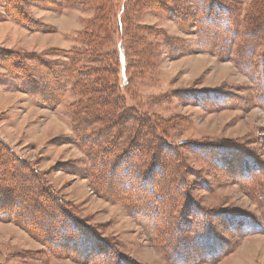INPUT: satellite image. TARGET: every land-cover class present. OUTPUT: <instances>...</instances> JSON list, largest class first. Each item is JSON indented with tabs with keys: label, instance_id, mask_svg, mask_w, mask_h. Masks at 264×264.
<instances>
[{
	"label": "rangeland",
	"instance_id": "374dc122",
	"mask_svg": "<svg viewBox=\"0 0 264 264\" xmlns=\"http://www.w3.org/2000/svg\"><path fill=\"white\" fill-rule=\"evenodd\" d=\"M126 3L20 0L32 21L25 25L0 6V47L34 52L48 61L66 60L65 52L78 48H88L89 57L111 51L121 55L116 92L126 106L156 122L179 160L177 175V163L171 161L164 163L163 173L154 163L142 169L161 177L160 212L155 206L152 219L160 230L137 218L133 198L113 192L108 197L96 189L92 163L79 139L82 125L73 120L71 103L78 97L70 90L72 82L64 83L60 100L50 105L43 92L33 96L17 88L0 66V141L41 174L81 234L95 242L86 253L58 255L21 226L0 221V264H264V208L258 200L264 189V0H214L235 15L227 37L234 29L238 34L227 43L226 36L206 40L211 32L201 37L198 25L188 19L136 8L132 21L162 31L165 38L135 27L123 33L119 15ZM26 63L30 70L35 66ZM174 153L162 152L156 163ZM21 172L27 176L26 169ZM238 215H247L257 232L242 234L232 219ZM204 221L211 231L204 239L214 237L213 248H218L210 260L193 233ZM174 246L183 254L181 263L173 261Z\"/></svg>",
	"mask_w": 264,
	"mask_h": 264
},
{
	"label": "trees",
	"instance_id": "16d2710c",
	"mask_svg": "<svg viewBox=\"0 0 264 264\" xmlns=\"http://www.w3.org/2000/svg\"><path fill=\"white\" fill-rule=\"evenodd\" d=\"M214 4V0H127V3L120 8L119 18L124 21H122L121 31L130 33L131 27L133 29L135 27L139 33L140 31L149 32L158 39L165 36L162 31L151 26H138V23H134L132 15L134 12L137 13L136 8L139 13H166L178 20L188 19L196 26L198 25L197 31L201 37L206 38L211 32V37L206 40L226 36L224 40L227 43L235 37V34H238V30L234 29L227 37L230 22L235 15L225 5ZM0 6L15 21L22 22L24 25L31 24L28 13L21 9L20 0H0ZM214 6H216L215 11L212 12ZM95 20L97 18L93 21ZM214 20L219 25L216 26ZM219 29L224 32L214 33ZM89 36L92 38L91 34ZM87 49H72L65 52L66 60L48 61L34 52L0 47V66H3L14 78L17 88L33 96L37 92L38 94L43 92L45 98L42 97V99L50 105L60 100L64 83L72 82L70 90L78 97L77 102L71 103L73 120L76 126L82 125L79 139L85 145V152L92 163L90 177L96 189L108 197L113 192L118 198L136 200L137 204H134L133 209L137 208V218L144 219L145 226L158 232L161 225L153 223L152 219H154L155 206H158L157 202H161L160 189L158 190V181L161 177L149 175L151 171L149 168L144 171L142 169L154 163L156 170L159 166L163 167L161 172L163 173L165 162L177 163L179 161L176 158L177 153L157 132L156 122L145 112L126 106L122 96L116 92L113 81L116 61L119 63L121 55L115 56V52L111 51L107 54L97 53L89 57L91 54L87 55ZM115 57L118 59L116 60ZM26 61L35 64L32 70L28 68L29 64ZM82 62L85 66H80ZM90 62L97 63V65L92 66ZM36 82L40 85L37 86ZM83 121L90 126L89 131L82 124ZM165 151L175 153L170 159L162 158L160 163H156ZM23 169L27 170V176L21 172ZM175 169L172 173L179 174L178 163ZM242 178L246 179L245 176ZM262 191L263 194L258 196V200L264 208V189ZM157 208L160 212L159 206ZM232 219L235 225L244 229L242 234L257 232L254 230L256 225L247 215L234 216ZM0 221H12L21 226L31 236L48 244L49 250L52 249L58 255L83 254L87 252L88 245L91 246L90 243H95L90 242L84 233L81 234L70 210L53 194L41 174L36 173L28 163L21 162L14 152L1 141ZM207 227L209 228V223L204 221L201 228L197 229V233L195 230L193 233L194 237L199 240L198 242L203 247L206 246L205 253H203L205 260H210V257L215 256L214 253L218 248H213L217 244L213 240L214 237L204 239V236L211 232L206 230ZM159 233L161 235L164 232L159 231ZM176 246L170 253H173V261L181 263L183 254L180 255L177 252L179 248ZM95 256L91 259L96 261Z\"/></svg>",
	"mask_w": 264,
	"mask_h": 264
}]
</instances>
